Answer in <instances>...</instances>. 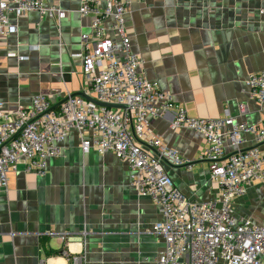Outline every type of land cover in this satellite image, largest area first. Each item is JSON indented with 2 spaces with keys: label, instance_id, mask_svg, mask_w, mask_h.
Masks as SVG:
<instances>
[{
  "label": "crops",
  "instance_id": "crops-1",
  "mask_svg": "<svg viewBox=\"0 0 264 264\" xmlns=\"http://www.w3.org/2000/svg\"><path fill=\"white\" fill-rule=\"evenodd\" d=\"M66 12L60 22L41 20L35 11L9 21L16 32L0 38V112L27 107L35 95L52 106L87 86L81 35L90 32V17L78 13V0H46ZM264 0L132 1L123 31L139 68L189 117L223 119L257 125L264 109L248 99L250 73L264 71ZM109 38L116 34L107 30ZM91 49V46L89 47ZM20 57L26 59L20 61ZM241 104L248 111L239 115ZM174 113L150 122V132L191 160L186 168L164 165L174 185L189 200L207 202L218 196L203 154L204 138L172 126ZM245 135L240 149L257 146ZM60 155L48 160L42 174L27 171L19 161L0 190V264H144L164 248L152 226L160 214L148 198L129 185L127 167L113 153L82 152L76 132L60 144ZM264 150V144H259ZM236 150L225 141V152ZM238 217L264 223V186L254 184L234 202ZM75 239L66 246L59 237ZM84 235V237H83ZM64 252V253H63Z\"/></svg>",
  "mask_w": 264,
  "mask_h": 264
},
{
  "label": "built area",
  "instance_id": "built-area-1",
  "mask_svg": "<svg viewBox=\"0 0 264 264\" xmlns=\"http://www.w3.org/2000/svg\"><path fill=\"white\" fill-rule=\"evenodd\" d=\"M132 1L143 2L78 0V13L91 19L90 32L80 38L81 51L73 54L82 63L87 86L80 94H68L58 107L35 95L27 107L0 112V190L7 188L8 176L19 161L27 171L44 173L48 160L60 155L59 144L76 132L82 152L113 153L126 165L129 185L157 206L161 218L151 231L163 239L164 248L144 264H264V223L255 225L234 212L235 200L249 187L264 186V150L259 147L264 144V121L248 125L236 117L191 118L157 83L140 74L142 60L131 52L123 31ZM30 11L41 20L60 22L66 17L46 0H0V38L16 32L10 14L20 18ZM260 14L264 18V10ZM108 29L115 38L107 36ZM245 85L248 99L264 109V71L248 74ZM3 107L0 103V110ZM247 111V105L241 104L238 114ZM168 112L174 113V128L204 138L200 158L208 162L210 180L218 186L215 199H187L166 173L164 165L186 168L191 163L150 132L151 120ZM245 135L253 136L258 145L240 149ZM225 141L234 153L225 152ZM59 240L65 246L74 240L85 244L68 234ZM72 264H80L79 258H73Z\"/></svg>",
  "mask_w": 264,
  "mask_h": 264
}]
</instances>
